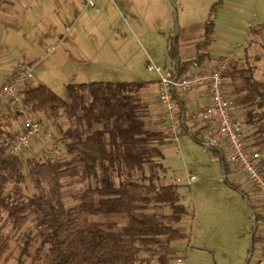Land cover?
<instances>
[{
    "label": "rangeland",
    "instance_id": "374dc122",
    "mask_svg": "<svg viewBox=\"0 0 264 264\" xmlns=\"http://www.w3.org/2000/svg\"><path fill=\"white\" fill-rule=\"evenodd\" d=\"M36 2L40 8L37 5L33 9L35 12L30 17V33L39 36L40 45L38 59L33 61L32 83L48 86L62 99H67V84L154 82L158 76L147 70L149 63L178 70V58L183 61L194 58L195 46L204 39V24L210 18L213 20V34L206 47L208 61L217 62L235 54L224 76L226 91L234 99L235 105L238 96L234 94V84H231L228 73L251 69L254 77L264 82V0H94L97 10L86 0ZM52 6L55 11L61 7L66 9L59 17L46 15ZM212 10L215 13L211 17ZM176 27L178 37L174 44ZM47 32H50L49 37L46 36ZM46 45L56 46V50L46 52ZM175 51L178 53L177 59L174 58ZM200 69H206L204 64ZM237 84H241L240 79ZM146 98L143 96L142 101ZM146 108L148 106H145L143 114L147 127L168 133L163 122L158 120V114L148 115ZM235 112L243 121V135L248 148L263 151L264 129L262 132L259 130L260 127L264 128V121L249 126L246 111L236 105ZM34 116L45 129L52 132V137H44L35 142L22 158L46 160L48 150L56 146L61 152L59 160L65 159L66 148L61 138L62 131L69 127L70 122L64 115L57 122L43 114ZM208 127L195 124L190 129L208 130ZM178 135L176 142L166 141L160 146L162 158L155 157L153 163L136 172L140 180L147 177V182L151 180L158 186L174 184L180 202L188 211L190 209L196 213L195 241H192L190 248L187 239L179 243L181 245L175 256H184L182 264H245L250 254L253 216L244 195L225 182L218 152L206 149L186 131L178 132ZM207 136H203L204 142ZM224 153L229 165L228 154ZM230 174L229 182L238 183L248 195L254 193L253 190H247L251 189V185L243 173L231 167ZM191 175L198 179L188 185ZM101 176L102 171L98 169L97 178ZM237 176L242 177L238 180ZM114 179L117 183L121 181L116 176ZM89 184L95 185L96 179L88 184L64 180L66 205H76L79 200L75 195ZM18 188H21L25 198L36 193L27 176ZM17 196L14 185H9L5 192L6 200ZM249 197L254 210L262 216L256 231L257 236H260L257 242L259 245L264 234V206L261 199L254 195ZM155 211L165 222H169L165 219L171 214L168 206H158ZM191 219V216L185 217L180 224L174 225L183 226L190 235ZM91 220L104 218L92 216ZM35 224L33 215H30L27 224L16 229L10 223L7 212L0 209V232L10 245V250L0 256V264H50L49 244L44 246L37 257L33 254L40 247L41 239ZM29 235H35L38 239L32 244V254L28 256L22 254V248Z\"/></svg>",
    "mask_w": 264,
    "mask_h": 264
},
{
    "label": "trees",
    "instance_id": "16d2710c",
    "mask_svg": "<svg viewBox=\"0 0 264 264\" xmlns=\"http://www.w3.org/2000/svg\"><path fill=\"white\" fill-rule=\"evenodd\" d=\"M5 2L0 0V11ZM214 13L212 10L211 17ZM212 26L210 18L204 24V39L196 44L193 59L176 60L178 72L201 68L208 60L206 47L213 34ZM174 56L177 59V51ZM228 76L238 96L236 105L246 111L248 125L264 121V82L257 80L251 69L233 70ZM149 83L67 84V99L43 84L27 87L23 103L34 115L43 114L56 122L64 115L70 122L61 138L66 148L65 159L55 162L24 160L9 154L1 142L4 135L13 137L19 133H13L12 129L14 122L21 120V112L2 105L6 111L0 112V209L7 212L16 229L23 228L33 215L41 236L40 247L33 252L36 257L49 244L50 264L176 263L178 244L186 239L189 242L190 235L186 228L174 224L187 217L188 208L180 202L174 184L158 186L151 180L147 182V177L140 180L136 176L155 157H163L160 146L170 138L168 133L150 130L145 122L141 95ZM263 129L260 127L259 131ZM192 137L197 143H204L195 135ZM212 150L221 155L220 161L228 173L224 152ZM98 169L102 171L100 178ZM26 176L36 189L29 198L18 188ZM114 176L121 181L117 183ZM93 179L95 185L89 184L75 195L79 202L67 206L64 180L88 184ZM225 182L240 191L228 179ZM12 184L18 196L6 200V189ZM158 206L171 209L165 218L168 223L155 211ZM255 214L259 223L262 216L256 211ZM92 216L104 220L93 221ZM37 239L29 235L22 254L31 255ZM259 239L255 233L253 253ZM9 250L6 237L0 232V256Z\"/></svg>",
    "mask_w": 264,
    "mask_h": 264
},
{
    "label": "built area",
    "instance_id": "2783aa9c",
    "mask_svg": "<svg viewBox=\"0 0 264 264\" xmlns=\"http://www.w3.org/2000/svg\"><path fill=\"white\" fill-rule=\"evenodd\" d=\"M86 1L97 10L94 0ZM55 50L56 46L46 48V52ZM234 57L235 54H230L218 60L213 69L194 68L195 70L189 72H179L178 78H175L177 69L159 67L154 63H149L147 70L158 76V101L164 109L161 119L165 130L170 135V141L178 140L179 129L176 121L182 120L183 125L189 128L195 124L209 126L211 131L205 143L228 154L231 167L247 177L252 190L260 196L264 206V152L248 148L243 135V121L236 114L235 101L225 88L224 76ZM33 79V67L25 64L19 67L13 77L0 87V108L2 105H9L21 112L22 127L19 133L13 137L4 135L1 142L13 156L22 157L35 142L44 137H52V132L45 129L23 103V91L30 86ZM202 89L209 93V103L192 111L185 121V114L182 115L178 111L179 102L182 99L180 95ZM60 153V150L53 146L47 152V159L52 162L58 161ZM196 179L195 175H191L188 179L189 184ZM250 260V264H264V234ZM182 261V257H176L177 263H182Z\"/></svg>",
    "mask_w": 264,
    "mask_h": 264
},
{
    "label": "crops",
    "instance_id": "0c3cea01",
    "mask_svg": "<svg viewBox=\"0 0 264 264\" xmlns=\"http://www.w3.org/2000/svg\"><path fill=\"white\" fill-rule=\"evenodd\" d=\"M36 1H46L51 2L55 0H6L5 4L2 6V10L0 11V87L8 82L14 75L15 71L21 67L22 65L28 64L33 67V61L37 60V51H38V45H40V41H38V37H35L34 35H31L30 33V17L33 16L34 12L33 9L38 5ZM66 1V0H64ZM53 3V2H52ZM51 3V4H52ZM49 5V4H47ZM37 8H40V4L37 6ZM51 9L53 11H51ZM49 11L46 12V15L49 16H56L59 17L61 14L63 15L66 7H61L59 10H56L51 8ZM37 11V10H36ZM58 11V12H57ZM46 36H50V32H47ZM45 36V37H46ZM42 45V44H41ZM52 46V45H51ZM48 46H45V50ZM37 49V50H36ZM216 65V60L214 61H206L204 63V67L206 69L214 68ZM30 86H35L33 83H31ZM158 81H154L148 84L146 90L142 93V97H147V100H143L144 105L148 108V115L149 114H155V116L158 114V120L161 122L163 121L161 119V115L163 113V107L160 105L158 101ZM150 88V89H148ZM149 91V92H148ZM149 93V94H148ZM180 97L182 98L179 102L178 111L180 114H185V121L188 119L189 114L201 107H204L207 105L210 101V95L207 92V90H194L187 94H181ZM155 98V100H154ZM156 108L154 110L153 108ZM158 104V107H157ZM6 109L4 106L0 108V112H4ZM176 126L179 129V132L186 131L191 136L195 135L197 138L203 140V136H207V133H210L211 129L208 127L207 129H194L191 130L189 127H185L183 124V121H176ZM163 124V123H162ZM189 126V125H188ZM22 122L19 120L18 122H14L12 132L18 133L21 130ZM208 131V132H207ZM165 132V131H164ZM166 133V132H165ZM179 138V135H178ZM193 138V137H192ZM166 143H171L170 139L166 140ZM205 143V142H204ZM203 143V144H204ZM225 154V153H224ZM215 161V158L213 159ZM217 163V162H215ZM227 163V162H226ZM222 164V163H221ZM222 168L223 165H221ZM228 166V173H226V179H230L232 174L231 172V165L227 163ZM225 170V169H224ZM242 173V172H241ZM245 176V175H244ZM242 176H237L236 178L239 180ZM247 179V177L245 176ZM198 179V178H197ZM197 179L194 181L196 182ZM224 179V180H226ZM179 181V179H178ZM248 181V179H247ZM192 182V183H194ZM235 185L239 186L241 193L245 196H256L257 199H261L260 196L257 193H245V191L241 190L240 185L238 183L232 181ZM191 183V184H192ZM188 185L189 182H187ZM233 189V188H232ZM235 190V189H234ZM247 190H252V188H248ZM250 200V197H249ZM251 203V202H250ZM252 206V204H251ZM191 212V214H190ZM192 217L189 229H190V239L188 242V246L190 248V244L192 241H195V218L196 213L195 211H192L189 209V214L187 217ZM181 245V244H180ZM179 245V246H180ZM182 252V251H181ZM182 263H184V256H182ZM179 263V264H182Z\"/></svg>",
    "mask_w": 264,
    "mask_h": 264
},
{
    "label": "water",
    "instance_id": "95a60500",
    "mask_svg": "<svg viewBox=\"0 0 264 264\" xmlns=\"http://www.w3.org/2000/svg\"><path fill=\"white\" fill-rule=\"evenodd\" d=\"M178 37V30H177V27L175 28V34H174V37H173V43L175 44L176 43V39ZM180 60V58H178V61ZM179 76V72L176 73V76L175 78H178ZM203 146L206 148V149H213L212 147H210L208 144L204 143ZM223 178L226 179V172L223 168ZM245 200H246V203L247 205L249 206V209H250V212L253 216V231H252V234H251V237H250V247H249V251H250V254L248 256V258L250 259L252 254H253V246H254V242H253V236L254 234L256 233L257 231V227H258V222H257V216L251 206V203H250V200H249V197L248 196H245L244 197ZM248 262H246L245 264H247Z\"/></svg>",
    "mask_w": 264,
    "mask_h": 264
}]
</instances>
